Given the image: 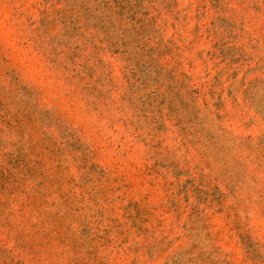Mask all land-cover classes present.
Instances as JSON below:
<instances>
[{
	"label": "rangeland",
	"instance_id": "1",
	"mask_svg": "<svg viewBox=\"0 0 264 264\" xmlns=\"http://www.w3.org/2000/svg\"><path fill=\"white\" fill-rule=\"evenodd\" d=\"M0 264H264V0H0Z\"/></svg>",
	"mask_w": 264,
	"mask_h": 264
}]
</instances>
